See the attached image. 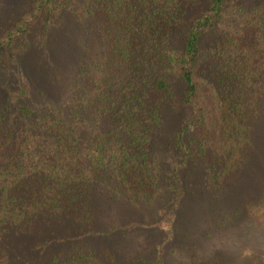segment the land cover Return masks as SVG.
I'll use <instances>...</instances> for the list:
<instances>
[{
	"label": "trees",
	"instance_id": "1",
	"mask_svg": "<svg viewBox=\"0 0 264 264\" xmlns=\"http://www.w3.org/2000/svg\"><path fill=\"white\" fill-rule=\"evenodd\" d=\"M73 1L32 0L0 30V54H29L32 31L45 37ZM85 10L104 24L88 100L78 92L67 110L0 101V264H33L54 242L91 239L82 226L99 200L109 210L163 194L159 223L172 234L189 175L200 174L202 193L221 190L251 154L264 106V0H93ZM169 116L182 120L166 136ZM88 119L96 128L83 133ZM63 222L76 234L50 240ZM135 223L114 231L126 237ZM47 260L113 261L79 249Z\"/></svg>",
	"mask_w": 264,
	"mask_h": 264
},
{
	"label": "rangeland",
	"instance_id": "2",
	"mask_svg": "<svg viewBox=\"0 0 264 264\" xmlns=\"http://www.w3.org/2000/svg\"><path fill=\"white\" fill-rule=\"evenodd\" d=\"M31 1L0 0V30L16 21ZM90 1L74 0L70 10L49 24L45 37L36 27L27 39L35 45L29 54L14 59L0 54V101L10 106L29 103L67 110L78 92L88 100L104 51L99 44L103 20L88 15L85 7ZM260 113L254 124L251 154L233 182L221 190L202 193L200 174L193 171L189 175L191 188L173 221L172 234L159 223L166 211L163 194L149 204L134 207L118 202L109 210L99 200L93 220L82 226L96 236L75 242L73 249L69 242H54L49 253L33 264H44L49 255L65 256L77 249L105 252L112 257L111 264H157L159 256L164 264H264V106ZM166 119L167 136L182 117ZM95 128L88 119L83 133ZM129 221L138 227L128 236L114 231ZM76 231L75 225L56 223L49 239L71 238Z\"/></svg>",
	"mask_w": 264,
	"mask_h": 264
}]
</instances>
